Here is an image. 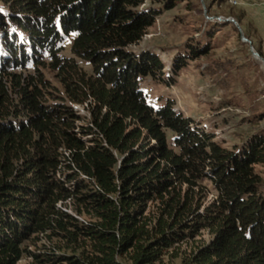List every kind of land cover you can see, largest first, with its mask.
<instances>
[{"label":"trees","instance_id":"1","mask_svg":"<svg viewBox=\"0 0 264 264\" xmlns=\"http://www.w3.org/2000/svg\"><path fill=\"white\" fill-rule=\"evenodd\" d=\"M0 1L26 36L10 34L0 17V264L23 254L31 264H123L125 255L130 264H164L169 249L201 229L212 239L180 264H264V194L254 172L264 165V137L228 151L172 102L148 105L139 82L159 80L165 66L153 52L130 49L155 22L146 0ZM70 35L73 58L62 59L60 43ZM191 48L173 59L174 76L208 51ZM43 67L55 71L69 103L90 107L86 126L71 106L48 100ZM199 176L217 192L203 213L180 188ZM71 201L88 220L59 208ZM152 202L160 212L149 228L143 214ZM39 236L57 239V249L22 247Z\"/></svg>","mask_w":264,"mask_h":264},{"label":"rangeland","instance_id":"2","mask_svg":"<svg viewBox=\"0 0 264 264\" xmlns=\"http://www.w3.org/2000/svg\"><path fill=\"white\" fill-rule=\"evenodd\" d=\"M174 1L170 6L166 5V0L145 1L143 9L157 11L155 22L141 41L130 48L137 55L144 51L155 53L165 66L159 80L143 79L139 82L146 102L154 109L163 107L167 101L172 102L173 110L190 118L193 128L212 137L213 142L228 151L241 149L255 135L264 137V69L262 62L253 57L250 45L242 42L240 31L234 25L238 22L233 18L242 17L238 26L244 38H250L248 40L254 52L259 48L264 54V21H259L264 18V0ZM8 8L0 1V17L8 23L10 34L15 32L20 39L26 40L25 34L8 22ZM226 20L234 22L211 29L214 22ZM208 32H211V37L207 36ZM72 40V35L63 37L59 54L62 59L73 58L70 51ZM192 46L197 50L207 47L208 51L195 60L189 59L178 75L174 76L171 71L173 59L179 54L187 55L185 51L191 50ZM0 53H3L1 49ZM43 57V61L48 63L47 56ZM75 62L84 73H90L86 63L79 59H75ZM31 72L33 68L28 66L26 73ZM40 72L46 81L48 100L71 106L80 118L78 124L86 126L90 122V107L69 103L55 71L43 67ZM167 136L169 146L173 147V134L168 133ZM254 172L262 180L261 192L264 194V165L254 166ZM191 180L193 185H180L181 194H188L192 210L199 207L197 213H203L215 200L217 192L209 178L199 176ZM174 185L178 191L176 180ZM59 208L81 222L88 220L87 216L76 213L73 201ZM159 212V203L147 205L143 216L150 221L149 228L155 224ZM39 237L37 243L28 241L22 247L31 252L57 249V239ZM211 239V231L201 229L174 245L162 260L164 264H180L183 255ZM120 260L123 264H130L128 255ZM17 264H31V259L23 254Z\"/></svg>","mask_w":264,"mask_h":264},{"label":"water","instance_id":"3","mask_svg":"<svg viewBox=\"0 0 264 264\" xmlns=\"http://www.w3.org/2000/svg\"><path fill=\"white\" fill-rule=\"evenodd\" d=\"M226 22L230 23V22H234V21H233V20H226ZM234 25H235L236 28L240 31V35H241L242 42H244V43H248V44L250 45V51H251L253 57H254L257 61L262 62V67H263V69H264V60L260 57V55H259L258 53L254 52L253 47H252V45H251V42H250L248 39L244 38V36H243V34H242V32H241V29H240V27L238 26V24H237V23H234Z\"/></svg>","mask_w":264,"mask_h":264},{"label":"crops","instance_id":"4","mask_svg":"<svg viewBox=\"0 0 264 264\" xmlns=\"http://www.w3.org/2000/svg\"><path fill=\"white\" fill-rule=\"evenodd\" d=\"M260 16L263 17V15H262L261 13H260ZM259 21H260V22H263V21H264V18H263V20H259Z\"/></svg>","mask_w":264,"mask_h":264},{"label":"built area","instance_id":"5","mask_svg":"<svg viewBox=\"0 0 264 264\" xmlns=\"http://www.w3.org/2000/svg\"><path fill=\"white\" fill-rule=\"evenodd\" d=\"M218 20H220V19H218ZM83 106V105H82ZM85 106H87V105H85ZM88 107V106H87Z\"/></svg>","mask_w":264,"mask_h":264}]
</instances>
